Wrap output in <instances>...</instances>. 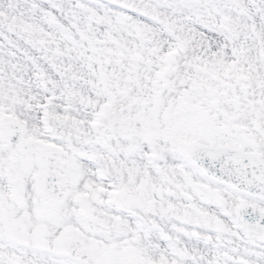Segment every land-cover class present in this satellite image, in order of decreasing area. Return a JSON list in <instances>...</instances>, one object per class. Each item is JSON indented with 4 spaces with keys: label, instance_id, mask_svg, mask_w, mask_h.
Listing matches in <instances>:
<instances>
[{
    "label": "snow or ice",
    "instance_id": "snow-or-ice-1",
    "mask_svg": "<svg viewBox=\"0 0 264 264\" xmlns=\"http://www.w3.org/2000/svg\"><path fill=\"white\" fill-rule=\"evenodd\" d=\"M0 264H264V0H0Z\"/></svg>",
    "mask_w": 264,
    "mask_h": 264
}]
</instances>
